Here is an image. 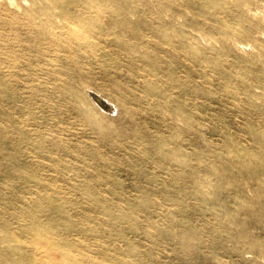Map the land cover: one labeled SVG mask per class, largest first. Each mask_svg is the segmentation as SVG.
I'll return each mask as SVG.
<instances>
[{
  "label": "rangeland",
  "instance_id": "rangeland-1",
  "mask_svg": "<svg viewBox=\"0 0 264 264\" xmlns=\"http://www.w3.org/2000/svg\"><path fill=\"white\" fill-rule=\"evenodd\" d=\"M77 1L0 0V234L32 215L56 264H264V0Z\"/></svg>",
  "mask_w": 264,
  "mask_h": 264
},
{
  "label": "bare ground",
  "instance_id": "bare-ground-1",
  "mask_svg": "<svg viewBox=\"0 0 264 264\" xmlns=\"http://www.w3.org/2000/svg\"><path fill=\"white\" fill-rule=\"evenodd\" d=\"M68 2L74 4L78 1L68 0ZM90 92H88L90 103L101 110H105V107L94 101L95 99H93ZM95 94L105 100V98L101 96L102 93L100 95L99 91H96ZM102 103L105 105V101H102ZM35 219H38L36 218V214ZM29 221L33 226L31 230L28 231L30 235V241H28V243L20 242L21 239L19 238L18 241L14 239L9 240L10 238L8 236L0 234V264H56L55 258L53 257L54 249L56 248L53 233L47 225L43 226L38 220H34L32 215H30ZM22 246L27 248L31 254L27 255V257L22 255V257L18 258V251L15 247L20 248ZM13 253L15 257L12 261Z\"/></svg>",
  "mask_w": 264,
  "mask_h": 264
},
{
  "label": "water",
  "instance_id": "water-1",
  "mask_svg": "<svg viewBox=\"0 0 264 264\" xmlns=\"http://www.w3.org/2000/svg\"><path fill=\"white\" fill-rule=\"evenodd\" d=\"M91 95L93 96V98L95 99L96 102H98L100 105H102L105 108L107 107L106 102H105V105L102 103V101H104V99H102L100 96H98L95 93H92Z\"/></svg>",
  "mask_w": 264,
  "mask_h": 264
}]
</instances>
